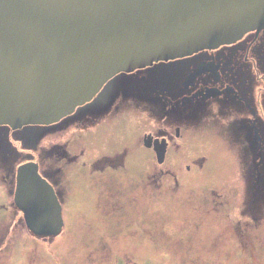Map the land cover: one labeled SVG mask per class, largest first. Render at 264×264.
I'll list each match as a JSON object with an SVG mask.
<instances>
[{
	"label": "flooded vegetation",
	"instance_id": "obj_1",
	"mask_svg": "<svg viewBox=\"0 0 264 264\" xmlns=\"http://www.w3.org/2000/svg\"><path fill=\"white\" fill-rule=\"evenodd\" d=\"M26 128L49 130L45 146L38 150L34 139L20 144L33 147L29 161L38 164L40 176L53 187L63 221L68 186L74 188V168L95 192L100 219L119 235L118 221L127 219L131 201L141 198V205H147L150 193L160 201L164 191H179L181 179L194 171L205 173L204 163L212 154L220 156L225 166L224 187L216 194L219 203L240 201L228 191L239 195L244 184L242 196L251 191L253 217L260 216L264 211V29L216 49L119 74L58 123ZM73 128L78 134L75 142L64 138ZM161 152L163 163L157 156ZM55 154L66 161L62 170L51 161ZM234 157L249 169L252 182L247 185L244 168L242 173L235 170ZM137 158H149L150 165L137 171ZM14 165L7 176L10 184L17 183ZM15 191L16 187L11 192L13 202ZM215 191L210 190V195ZM140 215L142 222L145 215ZM98 248L101 255L110 253L106 247ZM100 259L106 264L105 258Z\"/></svg>",
	"mask_w": 264,
	"mask_h": 264
},
{
	"label": "water",
	"instance_id": "obj_2",
	"mask_svg": "<svg viewBox=\"0 0 264 264\" xmlns=\"http://www.w3.org/2000/svg\"><path fill=\"white\" fill-rule=\"evenodd\" d=\"M262 29L264 0H0V127L58 123L119 74ZM14 203L34 235L62 231V207L36 164L19 167Z\"/></svg>",
	"mask_w": 264,
	"mask_h": 264
},
{
	"label": "rangeland",
	"instance_id": "obj_3",
	"mask_svg": "<svg viewBox=\"0 0 264 264\" xmlns=\"http://www.w3.org/2000/svg\"><path fill=\"white\" fill-rule=\"evenodd\" d=\"M48 132L26 128L20 133L0 127V264H100V257L106 264H264V211L253 217L251 191L242 196L244 184L239 195L238 191H228L232 199L239 196L240 201L219 203L216 194L224 187L225 166L214 154L204 163L205 173L194 171L181 179L183 188L179 191H164L160 201L153 200L150 193L147 205H141V198L131 201L125 212L127 219L118 221L122 224L119 235L100 219L95 192L89 189L88 179H82L81 171L74 168V188L68 186L62 231L56 236L34 235L13 202L11 192L17 183L10 184L7 176L14 164L17 173L18 164L31 158L29 149L33 147L20 143L34 139L38 150L45 146ZM76 134L77 128H73L64 138L75 142ZM148 159L137 158L136 170L146 169ZM51 161H56L54 165L58 163L60 170L66 162L56 154ZM234 161L235 170L244 168L246 185L252 182L243 160L234 157ZM210 190L219 192L210 195ZM141 213L145 215L142 222ZM98 247H106L110 253L101 255Z\"/></svg>",
	"mask_w": 264,
	"mask_h": 264
}]
</instances>
